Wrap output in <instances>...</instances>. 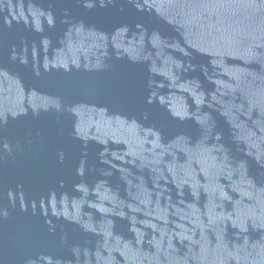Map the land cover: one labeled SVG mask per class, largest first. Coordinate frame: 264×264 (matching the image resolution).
Wrapping results in <instances>:
<instances>
[{
    "label": "water",
    "instance_id": "obj_1",
    "mask_svg": "<svg viewBox=\"0 0 264 264\" xmlns=\"http://www.w3.org/2000/svg\"><path fill=\"white\" fill-rule=\"evenodd\" d=\"M0 264H264V0H21Z\"/></svg>",
    "mask_w": 264,
    "mask_h": 264
}]
</instances>
